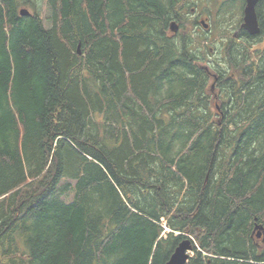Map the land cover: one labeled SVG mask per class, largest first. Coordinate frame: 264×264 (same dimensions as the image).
Wrapping results in <instances>:
<instances>
[{"label":"trees","instance_id":"obj_1","mask_svg":"<svg viewBox=\"0 0 264 264\" xmlns=\"http://www.w3.org/2000/svg\"><path fill=\"white\" fill-rule=\"evenodd\" d=\"M194 6L0 0V264H264V0L215 71Z\"/></svg>","mask_w":264,"mask_h":264},{"label":"rangeland","instance_id":"obj_2","mask_svg":"<svg viewBox=\"0 0 264 264\" xmlns=\"http://www.w3.org/2000/svg\"><path fill=\"white\" fill-rule=\"evenodd\" d=\"M224 0H194V3L197 4V7L194 6L193 8V16H190L189 18V24H188V29L193 33V35L200 36V37H206L210 38L209 41H205L206 45L208 46L210 53L207 54V64H210L212 67H210L213 71L218 70V69H224L225 65L224 64H216L217 61L221 59V55L219 54L220 51V43H222L223 38L226 36V34H229L230 37L233 36L234 33H239V27L240 24L242 23V14H239L237 11V6H241L242 0H232L230 3L236 5V9L233 11V15H227L224 13V17H221L219 13H216L214 15V10L217 8H220L221 4H223ZM21 10H26V9H20ZM27 11V10H26ZM229 14V13H228ZM213 17L214 19V24L217 28L222 30H226V34L218 31V30H213L211 27V18ZM195 17H198L197 25H193L195 21ZM206 19V23L210 25L209 30H204L202 26L199 24L200 19ZM216 31V32H215ZM206 32L205 34H203ZM215 32L216 36L218 37L214 39L212 37V33ZM171 34H169L170 36ZM80 47V46H79ZM78 47V50H79ZM255 49V46L252 48ZM258 60V59H256ZM205 64V63H202ZM214 95V94H213ZM167 230V229H166ZM190 256L193 255L192 252L189 253Z\"/></svg>","mask_w":264,"mask_h":264},{"label":"water","instance_id":"obj_3","mask_svg":"<svg viewBox=\"0 0 264 264\" xmlns=\"http://www.w3.org/2000/svg\"><path fill=\"white\" fill-rule=\"evenodd\" d=\"M257 1L258 0H245L241 28L244 29L249 35H256L259 32L258 22L255 14V5ZM20 15L26 16L27 13L25 11H20ZM201 24L204 26V28L207 27L203 21H201ZM177 30V24L172 22L170 24V31L176 33ZM77 52V54H80L79 51ZM254 230L257 231L256 237L260 238L263 233V227L261 225L255 224ZM191 249V244L188 240L181 241L174 249L165 264H186L189 258L188 252Z\"/></svg>","mask_w":264,"mask_h":264},{"label":"bare ground","instance_id":"obj_4","mask_svg":"<svg viewBox=\"0 0 264 264\" xmlns=\"http://www.w3.org/2000/svg\"><path fill=\"white\" fill-rule=\"evenodd\" d=\"M21 11H25L28 14V11H26V10H21ZM77 51H79V50H77ZM184 240H188V239H183L182 241H184ZM188 241L190 242V240H188ZM190 244H191V242H190ZM191 248H192V245H191ZM189 252H191V250Z\"/></svg>","mask_w":264,"mask_h":264}]
</instances>
